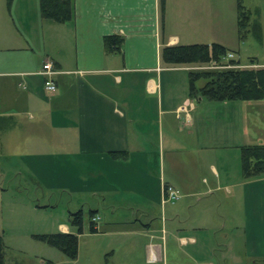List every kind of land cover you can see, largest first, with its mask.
I'll return each mask as SVG.
<instances>
[{
    "label": "crops",
    "instance_id": "0c3cea01",
    "mask_svg": "<svg viewBox=\"0 0 264 264\" xmlns=\"http://www.w3.org/2000/svg\"><path fill=\"white\" fill-rule=\"evenodd\" d=\"M207 6L219 23V7ZM73 7L71 19L58 21L42 15L40 0H0V155H38L43 167L58 154L78 160L113 213L128 207L148 218L146 231H160L145 246L150 262L180 251L183 264H264V173L245 176L241 160L242 145L264 144V98L194 97L188 78L173 88V72L194 67L164 64L161 47L192 37L166 28L160 0ZM113 33L124 37L119 50L106 48ZM46 61L56 71L52 92L40 73ZM167 151L181 152L168 171ZM166 185L180 189L178 202L164 199ZM218 233L228 237L216 243Z\"/></svg>",
    "mask_w": 264,
    "mask_h": 264
},
{
    "label": "rangeland",
    "instance_id": "374dc122",
    "mask_svg": "<svg viewBox=\"0 0 264 264\" xmlns=\"http://www.w3.org/2000/svg\"><path fill=\"white\" fill-rule=\"evenodd\" d=\"M242 1L252 9V15L251 24L247 27L248 31L246 28L245 35L241 38L238 25L239 0H170L167 13H164L166 28L183 31V38L192 37V39H183L181 43L221 42L237 52L232 56L229 53L228 58L234 57L240 60L239 63L230 66L221 64L217 66L212 63L187 66L199 69L262 66L258 59L255 63L250 62L249 56L256 55L260 61H264V0ZM211 2L216 4L215 7H219V23L211 22L212 16L209 14L211 10L207 6V3ZM202 13L204 15L201 18ZM182 14L185 18L189 17V23L185 22L191 32L182 26L184 22ZM257 19L262 30L259 37L254 32L256 28L258 33L259 27L255 25ZM198 22H200L199 28L196 29L204 31L200 35L192 29L193 24ZM187 78L189 82L186 69L173 72V76L170 77L172 87L176 88L175 83L186 84ZM204 81L200 79L198 84ZM172 155L168 151L164 154L167 171L170 160L175 159L176 156L181 158V152ZM67 159L69 158L58 154L43 167L38 163L41 160L38 159V155H0V236L4 242L5 264H183L180 251L174 256L170 253L167 261L150 262L145 246L147 242L155 239L151 237V233L159 234L160 231H146L142 223L148 221V218L137 219L128 207H119L113 213V208L108 206V202H104L102 196L92 191L91 182L85 177L87 173L77 163L78 160L72 163ZM160 159L156 160L157 164L152 171L157 179H160L158 168L161 165ZM119 168H121L119 170L121 180L127 183L129 180V173L125 171L128 170L127 167ZM142 178L139 175V179ZM154 188L153 184L152 189ZM122 195L125 197L129 193ZM174 200L177 201L176 199L172 201ZM174 205L170 204V207ZM94 208H99L100 212L95 220L93 218L96 216L92 217L91 214ZM79 209L83 212L81 232L71 221L72 212ZM92 222L94 226L99 227L98 231L91 230ZM64 225L70 230H63ZM61 230L78 233V253L75 258L37 237L40 233ZM227 237L221 233L213 236L216 243ZM218 249L217 246V252L220 251Z\"/></svg>",
    "mask_w": 264,
    "mask_h": 264
},
{
    "label": "trees",
    "instance_id": "16d2710c",
    "mask_svg": "<svg viewBox=\"0 0 264 264\" xmlns=\"http://www.w3.org/2000/svg\"><path fill=\"white\" fill-rule=\"evenodd\" d=\"M162 14L165 12L166 0H160ZM42 15L58 21H67L73 16V0H40ZM252 9L242 0L238 3V25L240 37L245 35L249 26ZM259 37L262 33L260 22L256 21ZM248 31V28H247ZM124 37L113 33L105 36V45L109 50H119ZM231 50L221 42H194V43H165L160 50L161 60L166 65H199L237 64V58H228ZM236 51V50H234ZM256 56H250V62L255 63ZM204 79L202 85L198 84ZM189 92L191 96H204L214 100L232 99H263L264 98V66H231L214 69L193 68L189 70ZM124 154V153H123ZM242 171L245 176H256L264 173V144H245L241 146ZM93 216L94 211L91 210ZM72 223L77 225L79 232L83 230V212L79 209L72 212ZM91 230L97 227L91 224ZM37 237L59 247L70 257L75 258L78 253L79 235L72 231H58L40 233ZM0 264H5L4 242L0 236Z\"/></svg>",
    "mask_w": 264,
    "mask_h": 264
},
{
    "label": "built area",
    "instance_id": "2783aa9c",
    "mask_svg": "<svg viewBox=\"0 0 264 264\" xmlns=\"http://www.w3.org/2000/svg\"><path fill=\"white\" fill-rule=\"evenodd\" d=\"M230 55L232 56L234 54V52H229ZM228 53V55H229ZM230 66L232 64H225L223 66ZM217 66H220V65H217ZM56 71L54 70V67H53V64L51 61H46L43 63L42 65V69L40 70V73L42 74H45L46 75V78H45V81H44V85H45V88L47 91H54L56 90L57 88V84H56V81L54 80L52 74L55 73ZM180 191L179 189L173 187L172 185H166L164 187V196L166 200H173V199H177L179 197V194ZM97 218L94 217L93 219L95 220Z\"/></svg>",
    "mask_w": 264,
    "mask_h": 264
}]
</instances>
